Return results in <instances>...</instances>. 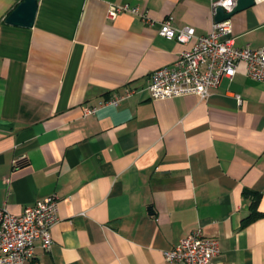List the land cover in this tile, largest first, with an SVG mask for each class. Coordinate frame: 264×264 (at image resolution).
Returning <instances> with one entry per match:
<instances>
[{"label":"crops","instance_id":"crops-1","mask_svg":"<svg viewBox=\"0 0 264 264\" xmlns=\"http://www.w3.org/2000/svg\"><path fill=\"white\" fill-rule=\"evenodd\" d=\"M22 1L0 0V208L59 198L51 251L24 264H175L164 253L198 229L225 263L264 264V216L244 226L246 191L264 214V83L241 62L207 100L141 91L194 44L162 23L207 35L213 0H38L32 28L7 25ZM230 21L237 47L264 48V0Z\"/></svg>","mask_w":264,"mask_h":264},{"label":"built area","instance_id":"built-area-1","mask_svg":"<svg viewBox=\"0 0 264 264\" xmlns=\"http://www.w3.org/2000/svg\"><path fill=\"white\" fill-rule=\"evenodd\" d=\"M236 0H213L212 14L222 7L226 13L232 12ZM122 14H131L150 22L147 14L129 4H109L107 17L116 20ZM172 20L162 23L160 35L169 40L187 44L194 41L193 47L185 50L173 66L155 71L148 85L142 89L151 100L164 101L187 95H196L207 100L211 91L217 88L224 78L232 80L241 62L246 64L247 76L264 83V48L254 49L250 45L237 47L230 20L212 23L211 32L197 36L192 28H175ZM135 89L127 94L116 96L107 104L118 106L127 100ZM242 105L241 97L237 96ZM97 107L85 108L87 115L95 114ZM59 198L50 196L33 206L25 208L22 214L15 215L6 208H0V264H24L32 261L37 244L50 252L53 247L52 228L59 221ZM168 263L175 264H227L221 260L220 243L215 238L206 237L200 229L193 231L172 250L164 253Z\"/></svg>","mask_w":264,"mask_h":264},{"label":"water","instance_id":"water-1","mask_svg":"<svg viewBox=\"0 0 264 264\" xmlns=\"http://www.w3.org/2000/svg\"><path fill=\"white\" fill-rule=\"evenodd\" d=\"M256 3V0H236L235 6L230 13H226L222 7L217 9L215 21L218 23L231 20V18L245 11ZM38 12V0H23L17 8L7 17L5 23L10 26L32 28Z\"/></svg>","mask_w":264,"mask_h":264},{"label":"trees","instance_id":"trees-1","mask_svg":"<svg viewBox=\"0 0 264 264\" xmlns=\"http://www.w3.org/2000/svg\"><path fill=\"white\" fill-rule=\"evenodd\" d=\"M245 194L247 196L253 197L254 202L252 204L253 210L251 212V215L244 220V226L247 225V224H249V223H251V222H253L257 218L264 216V214L258 212L257 209H256V206H257V203H258V200H259L258 194L257 193H254L252 191H246Z\"/></svg>","mask_w":264,"mask_h":264}]
</instances>
